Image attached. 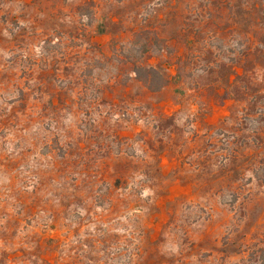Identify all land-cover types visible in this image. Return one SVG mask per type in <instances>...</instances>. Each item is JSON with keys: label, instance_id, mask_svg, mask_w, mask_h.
I'll return each mask as SVG.
<instances>
[{"label": "rangeland", "instance_id": "obj_1", "mask_svg": "<svg viewBox=\"0 0 264 264\" xmlns=\"http://www.w3.org/2000/svg\"><path fill=\"white\" fill-rule=\"evenodd\" d=\"M0 264H264V0H0Z\"/></svg>", "mask_w": 264, "mask_h": 264}, {"label": "trees", "instance_id": "obj_2", "mask_svg": "<svg viewBox=\"0 0 264 264\" xmlns=\"http://www.w3.org/2000/svg\"><path fill=\"white\" fill-rule=\"evenodd\" d=\"M143 68H144V67H143ZM142 71H145V73H146L145 84H148V82H149V78H150V77L155 76V75L158 76L157 72H155V71L152 70L151 68H148V69L144 68V69H142ZM159 76L161 77V80H162V85H161V87H163V86H165V85L167 84V81L165 80L164 77H162L161 74H159ZM159 76H158V77H159ZM160 77H159V78H160Z\"/></svg>", "mask_w": 264, "mask_h": 264}]
</instances>
